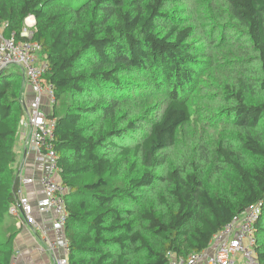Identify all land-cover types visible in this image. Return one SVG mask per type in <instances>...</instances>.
<instances>
[{
	"label": "trees",
	"instance_id": "1",
	"mask_svg": "<svg viewBox=\"0 0 264 264\" xmlns=\"http://www.w3.org/2000/svg\"><path fill=\"white\" fill-rule=\"evenodd\" d=\"M185 1L0 0L4 36L25 39L33 16L47 62L68 264H167L258 201L264 264V0H191L182 20ZM23 79L20 66L0 69V264L23 214L9 212ZM185 128L201 143L161 173Z\"/></svg>",
	"mask_w": 264,
	"mask_h": 264
},
{
	"label": "built area",
	"instance_id": "2",
	"mask_svg": "<svg viewBox=\"0 0 264 264\" xmlns=\"http://www.w3.org/2000/svg\"><path fill=\"white\" fill-rule=\"evenodd\" d=\"M19 36L25 39H16L15 31H12L9 36H4L0 31V69L11 65L20 66L26 82L33 86L35 97L28 105H24L17 131L25 146L36 153L35 159L47 162V169L41 176L44 196L37 201L36 208L38 211L53 209L57 215L51 221L43 223V226H37L31 215L32 205L22 194L21 189L22 185L29 184L33 180L22 177L20 174H18V199L14 206L9 208V212L16 214L19 208L27 223L40 230L41 240L50 251H53L56 244L48 238L47 232L51 228L64 231L68 216L64 196L69 191V187L61 183L57 153L52 143L55 129L53 110L47 114L40 109L42 96L48 98L51 106L55 103V96L52 84L43 81L47 62L45 59H37L40 44L30 38L31 28L26 25L19 32ZM261 207V202L258 201L234 216L212 236L208 247L201 252H191L185 258L170 253L167 264H256L255 221L261 213ZM62 244L65 254L55 258L56 264H68V244L65 238Z\"/></svg>",
	"mask_w": 264,
	"mask_h": 264
},
{
	"label": "crops",
	"instance_id": "3",
	"mask_svg": "<svg viewBox=\"0 0 264 264\" xmlns=\"http://www.w3.org/2000/svg\"><path fill=\"white\" fill-rule=\"evenodd\" d=\"M34 18L29 16L25 20V25L29 28L33 27ZM2 32V28H0ZM23 85L19 90V97L22 102V106L28 105L35 97L33 86L23 79ZM54 109L49 104L48 98L42 96L40 99V109L49 113ZM15 161H16V172L25 178H32V182L29 184L22 185V194H24L30 204L32 205V219L38 225L43 226V223L51 221L56 218L55 210L38 211L36 208L37 201L41 199L43 194V188L41 184V176L47 169V162L36 160V153L30 151L22 139H20L18 131L15 140ZM19 208L17 209V211ZM18 228V232L13 240L14 255L11 259V264H56L55 258L61 257L65 254L63 247L64 231L59 229L51 228L47 232V236L51 241H54L56 246L53 251L47 248V245L41 240V232L38 228H34L27 223L23 214L18 216V220L15 223Z\"/></svg>",
	"mask_w": 264,
	"mask_h": 264
},
{
	"label": "rangeland",
	"instance_id": "4",
	"mask_svg": "<svg viewBox=\"0 0 264 264\" xmlns=\"http://www.w3.org/2000/svg\"><path fill=\"white\" fill-rule=\"evenodd\" d=\"M193 8H194L193 1L191 2V0H186L185 3H183V5L181 6V12L179 13L180 18L182 16H187L186 18H188L189 17V11L192 10ZM198 15H199L198 13H195L194 17H197ZM181 19L183 20V17ZM192 23H194V22H192ZM24 27H26L25 23H24ZM196 36L199 38L198 39L199 41L205 40L204 33L200 34L199 31H197ZM226 36H227V38L230 37L229 32H227ZM217 37H218V35H217ZM37 59L43 60V59L39 58L38 54H37ZM62 108H63V105H62V98H61L60 100H58V102L56 103V106H55V109L57 110V114L62 113V111H63ZM184 131H185V133L179 138L176 145L169 148L168 150H166L162 154V157L164 158V164L160 168L161 173L163 171H165L169 167L170 164H172L178 160V158L180 157L179 154L183 150L190 149L194 144H198V142L201 143V139H199V134L197 132L192 134V132L186 128ZM142 194H146V193L142 192Z\"/></svg>",
	"mask_w": 264,
	"mask_h": 264
}]
</instances>
